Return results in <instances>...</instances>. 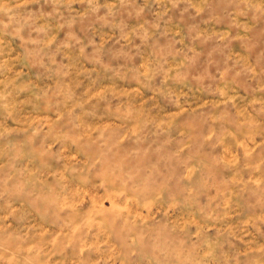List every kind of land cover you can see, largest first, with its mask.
<instances>
[{"label": "rangeland", "instance_id": "374dc122", "mask_svg": "<svg viewBox=\"0 0 264 264\" xmlns=\"http://www.w3.org/2000/svg\"><path fill=\"white\" fill-rule=\"evenodd\" d=\"M0 264H264V0H0Z\"/></svg>", "mask_w": 264, "mask_h": 264}]
</instances>
